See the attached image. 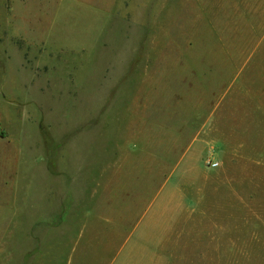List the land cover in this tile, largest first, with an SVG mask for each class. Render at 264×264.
<instances>
[{
	"label": "rangeland",
	"instance_id": "1",
	"mask_svg": "<svg viewBox=\"0 0 264 264\" xmlns=\"http://www.w3.org/2000/svg\"><path fill=\"white\" fill-rule=\"evenodd\" d=\"M0 264H264V0H0Z\"/></svg>",
	"mask_w": 264,
	"mask_h": 264
}]
</instances>
